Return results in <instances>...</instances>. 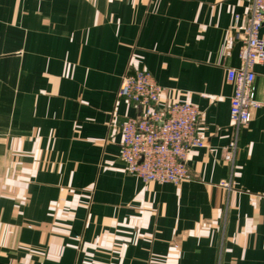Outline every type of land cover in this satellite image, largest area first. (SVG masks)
<instances>
[{"label":"crops","instance_id":"1","mask_svg":"<svg viewBox=\"0 0 264 264\" xmlns=\"http://www.w3.org/2000/svg\"><path fill=\"white\" fill-rule=\"evenodd\" d=\"M251 1L0 0V264H264V62L262 105L224 159ZM136 69L160 107L201 111L207 147L179 185L121 159Z\"/></svg>","mask_w":264,"mask_h":264},{"label":"built area","instance_id":"2","mask_svg":"<svg viewBox=\"0 0 264 264\" xmlns=\"http://www.w3.org/2000/svg\"><path fill=\"white\" fill-rule=\"evenodd\" d=\"M262 28L264 0H252L246 26L236 33L242 42L240 66L227 71V80L234 86L230 120L235 134L224 149V159L231 166L235 163L241 130L251 123L254 110L262 105L255 93V67L264 62ZM162 91L146 69L129 70L123 76L118 97L134 103L141 114L121 124L120 156L127 172L145 183L179 185L190 177L188 162L192 151L207 144L197 129L199 108L191 103L162 108Z\"/></svg>","mask_w":264,"mask_h":264}]
</instances>
